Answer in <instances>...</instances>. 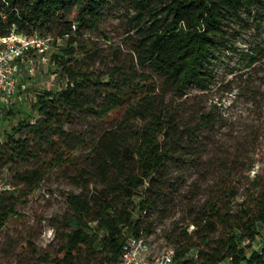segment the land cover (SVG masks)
I'll list each match as a JSON object with an SVG mask.
<instances>
[{"label": "trees", "instance_id": "trees-1", "mask_svg": "<svg viewBox=\"0 0 264 264\" xmlns=\"http://www.w3.org/2000/svg\"><path fill=\"white\" fill-rule=\"evenodd\" d=\"M108 7L126 11L125 28L102 49L91 35ZM250 19L256 36L241 52L249 69L264 64L257 40L264 0H0V37L36 34L64 44L52 58L64 86L42 90L0 133V175H10L0 192V229L60 169L78 192L65 198L61 223L69 231L54 264H117L129 237L148 238L144 219L158 209L171 162L194 161L201 151L191 148L215 124L213 110H190L189 102L215 86L209 65L237 50L232 40ZM103 60L107 68L98 70ZM192 225L173 244L175 264H261L255 246L264 241V182L253 178L233 208L207 202Z\"/></svg>", "mask_w": 264, "mask_h": 264}, {"label": "rangeland", "instance_id": "rangeland-1", "mask_svg": "<svg viewBox=\"0 0 264 264\" xmlns=\"http://www.w3.org/2000/svg\"><path fill=\"white\" fill-rule=\"evenodd\" d=\"M125 17V10L107 8L99 23L100 31L91 35L97 38L99 48H108L120 40ZM247 23L245 33L235 35L232 40L237 50L223 52L222 58L209 65L215 74V86L189 102L190 110L198 106L204 112L213 110L215 124L201 132L197 144L191 148L201 151L194 161L170 164L169 185L158 209L150 211L144 219L149 226L151 256L173 250L174 242L186 240L194 229L192 220L204 214L207 202L213 201L218 207L228 204L233 208L236 202L244 200L253 178L264 182V64L249 69L242 59L241 52L256 36L254 21L250 19ZM103 34L108 40L101 37ZM44 39L47 40L44 53L32 51L19 64L14 96L10 101L0 99V133L8 132L15 125L28 110L30 100L42 90L58 92L64 86L52 59L61 54L63 41ZM257 40L264 41V21ZM105 68L107 63L103 60L98 70ZM247 91L255 92V100L244 97ZM83 124L84 117L80 116L73 126L80 128ZM9 176L3 170L0 192L9 189ZM66 176L60 169L51 171L38 189L16 205L17 214L9 217L0 229L1 264H54L52 258L69 231L61 223L69 213L65 198L71 192H78L67 182ZM194 254L195 250H191L188 256Z\"/></svg>", "mask_w": 264, "mask_h": 264}, {"label": "built area", "instance_id": "built-area-1", "mask_svg": "<svg viewBox=\"0 0 264 264\" xmlns=\"http://www.w3.org/2000/svg\"><path fill=\"white\" fill-rule=\"evenodd\" d=\"M46 41L43 36L35 34L27 37L15 32L0 37V99L10 101L14 96L15 73L19 64L32 51L44 53ZM255 249L262 257L261 264H264V241L259 242ZM117 264H175V262L172 250L162 252L159 256H151L148 238L140 235L129 237L125 241Z\"/></svg>", "mask_w": 264, "mask_h": 264}]
</instances>
